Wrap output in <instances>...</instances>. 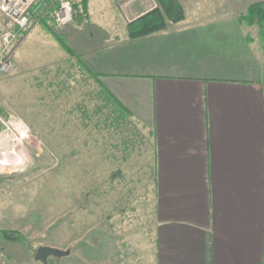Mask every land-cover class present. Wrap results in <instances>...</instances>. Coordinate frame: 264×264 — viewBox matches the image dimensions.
Segmentation results:
<instances>
[{
  "label": "crops",
  "instance_id": "0c3cea01",
  "mask_svg": "<svg viewBox=\"0 0 264 264\" xmlns=\"http://www.w3.org/2000/svg\"><path fill=\"white\" fill-rule=\"evenodd\" d=\"M118 1L64 35L150 131L154 204L149 233L110 235L87 264H264V28L241 21L264 0L190 14L206 0H179L182 21L135 39L128 23L150 10L127 19Z\"/></svg>",
  "mask_w": 264,
  "mask_h": 264
},
{
  "label": "rangeland",
  "instance_id": "374dc122",
  "mask_svg": "<svg viewBox=\"0 0 264 264\" xmlns=\"http://www.w3.org/2000/svg\"><path fill=\"white\" fill-rule=\"evenodd\" d=\"M234 6L206 0L188 13ZM88 9L116 11L114 0H89ZM49 23L32 22L15 68L0 74V264H43L35 259L40 246L71 251L49 264H87L93 244L101 262L106 237L149 233L153 137L133 118L103 107L96 79L49 31L64 35L73 22L64 30ZM10 121L22 122L29 138H20ZM3 232L20 237L11 241Z\"/></svg>",
  "mask_w": 264,
  "mask_h": 264
},
{
  "label": "built area",
  "instance_id": "2783aa9c",
  "mask_svg": "<svg viewBox=\"0 0 264 264\" xmlns=\"http://www.w3.org/2000/svg\"><path fill=\"white\" fill-rule=\"evenodd\" d=\"M137 2L145 11L158 7L157 0H122L118 6L125 18L138 14ZM0 13L4 18L0 31V74H8L16 66L18 47L32 22L38 24L48 18L56 29H66L74 21V0H0ZM9 125L23 140L29 138V129L22 122L10 121Z\"/></svg>",
  "mask_w": 264,
  "mask_h": 264
},
{
  "label": "trees",
  "instance_id": "16d2710c",
  "mask_svg": "<svg viewBox=\"0 0 264 264\" xmlns=\"http://www.w3.org/2000/svg\"><path fill=\"white\" fill-rule=\"evenodd\" d=\"M88 1L80 0V2H74L75 17L81 22H87L89 20ZM158 7L146 12L140 17L129 22L127 25L128 36L132 39L144 37L152 33L167 29L171 24L182 21L185 17V9L179 0H157ZM48 18L42 19V23H49ZM242 22L249 25L257 24L261 28H264V3H255L249 7L247 12L241 18ZM52 25V23H49ZM53 26V25H52ZM50 33L54 36L60 46L72 57H76L81 63V55L69 46L65 35L55 32L49 27ZM82 65L85 67L84 63ZM86 68V67H85ZM87 72L96 79L100 93L103 96L104 108H109L110 112H119V117L128 116L130 112L122 105V103L101 83L99 76L92 73L89 69ZM4 238L15 241L19 239V235L10 232L2 233Z\"/></svg>",
  "mask_w": 264,
  "mask_h": 264
},
{
  "label": "water",
  "instance_id": "95a60500",
  "mask_svg": "<svg viewBox=\"0 0 264 264\" xmlns=\"http://www.w3.org/2000/svg\"><path fill=\"white\" fill-rule=\"evenodd\" d=\"M70 250H63L53 246H40L35 253V259L43 264H49L50 257L63 258L69 256Z\"/></svg>",
  "mask_w": 264,
  "mask_h": 264
}]
</instances>
